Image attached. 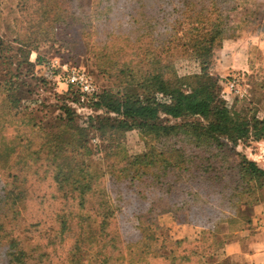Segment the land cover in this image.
I'll list each match as a JSON object with an SVG mask.
<instances>
[{
  "label": "rangeland",
  "instance_id": "rangeland-1",
  "mask_svg": "<svg viewBox=\"0 0 264 264\" xmlns=\"http://www.w3.org/2000/svg\"><path fill=\"white\" fill-rule=\"evenodd\" d=\"M0 37L121 102L170 104L209 74L232 111L264 120V0H0ZM24 79L17 103L0 88V264H246L223 248L264 204L243 164L264 170V139H213L194 116L124 127L80 100L69 123L66 82Z\"/></svg>",
  "mask_w": 264,
  "mask_h": 264
},
{
  "label": "trees",
  "instance_id": "trees-1",
  "mask_svg": "<svg viewBox=\"0 0 264 264\" xmlns=\"http://www.w3.org/2000/svg\"><path fill=\"white\" fill-rule=\"evenodd\" d=\"M209 41H214V37ZM33 51L37 53L35 59L31 58ZM201 56L205 57V55H200L199 57ZM201 62H203L206 68L208 65L207 59ZM45 63L38 55V51L26 50L23 46L16 47L0 37V88L7 91L8 96L11 98V103H17L16 94L19 91L21 93L24 92L23 90L27 84L24 78L31 75V78H37L43 85L49 82ZM34 66L38 74L33 73L32 69ZM41 71L43 72L41 73ZM53 79V82H57L58 80L63 81L58 70H55ZM196 79L197 84L191 87V92L189 93L185 92L182 87L172 86L170 92L172 102L170 104L141 103L140 101L133 102L129 99L121 102L108 99L107 97L104 98L99 93L97 101L93 104V109L94 112H97L96 114L110 112L117 116H122L124 119L121 122L124 127L128 126V121H140L141 123L157 126L156 122L163 115L175 119L194 116L201 117L207 121L206 134L213 139L225 138L231 143H237L251 136L257 139H264V120L257 118L248 120L232 111L218 94L217 80L215 81L209 74L196 76ZM69 87L68 104L62 105L58 110L62 112L60 113L61 115L59 114L61 119L68 118L69 123H72L75 113L79 110L74 105L81 99V93L74 87ZM161 91L167 92L165 89H161ZM43 109H45V106H43ZM88 119L93 121L92 115ZM71 140L72 149L68 148L66 153L71 154L72 150L76 148L75 153L72 152V154L74 158L80 160L84 141L74 136L73 133H71ZM144 157L135 158L130 164L142 161ZM243 164L247 166L248 171L264 177V170L258 167L255 162L245 159ZM103 231L101 230V232ZM212 231L213 233L215 232L214 229ZM197 248L200 249L201 247Z\"/></svg>",
  "mask_w": 264,
  "mask_h": 264
},
{
  "label": "crops",
  "instance_id": "crops-1",
  "mask_svg": "<svg viewBox=\"0 0 264 264\" xmlns=\"http://www.w3.org/2000/svg\"><path fill=\"white\" fill-rule=\"evenodd\" d=\"M253 219L244 231L236 233V239L229 241L223 252L246 264H264V204L257 206Z\"/></svg>",
  "mask_w": 264,
  "mask_h": 264
},
{
  "label": "built area",
  "instance_id": "built-area-1",
  "mask_svg": "<svg viewBox=\"0 0 264 264\" xmlns=\"http://www.w3.org/2000/svg\"><path fill=\"white\" fill-rule=\"evenodd\" d=\"M55 70L60 71L63 81L69 86L74 87L81 93L79 110L86 107L94 112L93 104L97 101L99 95L98 85L94 76L83 68L72 66L68 62H61L55 59L47 66V76L53 79ZM234 86V84L232 85Z\"/></svg>",
  "mask_w": 264,
  "mask_h": 264
}]
</instances>
